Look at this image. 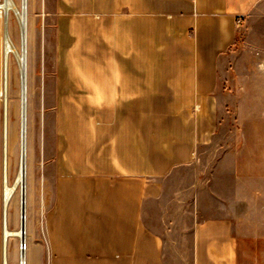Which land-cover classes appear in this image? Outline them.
<instances>
[{
    "label": "rangeland",
    "instance_id": "obj_1",
    "mask_svg": "<svg viewBox=\"0 0 264 264\" xmlns=\"http://www.w3.org/2000/svg\"><path fill=\"white\" fill-rule=\"evenodd\" d=\"M95 1L28 0L27 264H31L40 243L44 245L42 257L47 258L48 217L60 212L59 222L63 223L64 193L72 198L68 205L79 209L80 195H85L89 188L94 192V185L89 183L94 182L96 171L85 166L88 161L95 163L96 149L103 148V176L109 178L112 171L106 168V163L111 161L113 144L122 141L121 145L127 146L128 139L120 135L128 127L136 134L137 162L144 149L154 152L158 145L169 142L173 145L166 153L151 155L155 172L163 177V198L151 202L153 211L172 213L179 208L192 209L197 205V198L201 209L211 211L222 206L225 189L234 201L238 200L240 190L264 188V0L254 12L232 19V42L217 55L215 74H210L209 80L207 74L201 75V80L209 86L200 91L205 100L180 107L146 102L135 107L136 118L131 117L129 122L119 120L118 114L123 108L119 105L97 107L94 90L90 89L98 81L111 83L117 77L100 72L116 60L111 41L105 40L112 37L114 25L107 24L108 33L102 39L99 32L102 25L97 29L99 14ZM15 2L20 5L21 0ZM238 19H241L240 25ZM17 21L11 13L8 30L19 46ZM3 48L4 18L0 11V264ZM10 76L13 154L9 178L12 184L20 157V85L14 58ZM192 135V147L186 151L179 143L175 144L176 137H183L185 141ZM224 179L229 180L228 187L224 186ZM9 214L10 229L17 231L21 220L19 190ZM179 222L187 224L188 218ZM235 222L238 226V217ZM21 245L19 238L10 239V264H19ZM240 245V264H264V240L244 238Z\"/></svg>",
    "mask_w": 264,
    "mask_h": 264
},
{
    "label": "crops",
    "instance_id": "obj_2",
    "mask_svg": "<svg viewBox=\"0 0 264 264\" xmlns=\"http://www.w3.org/2000/svg\"><path fill=\"white\" fill-rule=\"evenodd\" d=\"M262 1L96 0L102 39L107 24L114 25L112 37L105 40L111 41L116 58L100 72L117 77L90 88L95 105H119V120L129 122L136 118L135 107L146 102L180 107L205 98L200 91L209 86L201 75L209 80L215 74L217 55L232 42V19L254 12ZM120 137L128 139L127 146L114 143L106 163L110 175L117 176H103L104 151L96 149L95 163L85 166L96 171L89 183L94 192L89 188L80 195L79 209L68 205L72 198L64 193L63 223L60 212L48 217L47 258L40 243L31 264H240L241 240H264V188L240 190L234 201L225 189L222 206L211 211L201 209L198 198L192 209L153 211L151 202L163 198V177L155 172L151 155L173 145L144 149L137 162L135 132L128 127ZM193 137H176L175 144L186 151ZM228 181L224 179L225 187ZM184 218L187 224L179 222Z\"/></svg>",
    "mask_w": 264,
    "mask_h": 264
},
{
    "label": "bare ground",
    "instance_id": "obj_3",
    "mask_svg": "<svg viewBox=\"0 0 264 264\" xmlns=\"http://www.w3.org/2000/svg\"><path fill=\"white\" fill-rule=\"evenodd\" d=\"M0 11L4 18V48L2 54L3 62V84L1 98L3 103V240H2V264L9 263V242L13 237H17L26 244V250L20 251L19 264H27V174H28V0H21L17 5L15 0H2ZM17 17L21 28L20 45L17 46L8 30V18L10 14ZM12 58L18 66L20 85V157L19 166L14 182L10 183V163L13 154V141L10 137L11 127V102H10V64ZM20 193V206L25 208V220H20V227L17 231L10 229V206L16 192ZM23 200V204H22ZM21 226L23 230H21ZM25 228V229H24Z\"/></svg>",
    "mask_w": 264,
    "mask_h": 264
},
{
    "label": "built area",
    "instance_id": "obj_4",
    "mask_svg": "<svg viewBox=\"0 0 264 264\" xmlns=\"http://www.w3.org/2000/svg\"><path fill=\"white\" fill-rule=\"evenodd\" d=\"M237 23H238V25H240L241 24V19H238ZM17 24H18V21H17ZM18 32H19V36H20L21 35V28H20L19 24H18ZM21 244H22L21 245L22 246L21 251L26 250V244L23 243L22 240H21Z\"/></svg>",
    "mask_w": 264,
    "mask_h": 264
},
{
    "label": "water",
    "instance_id": "obj_5",
    "mask_svg": "<svg viewBox=\"0 0 264 264\" xmlns=\"http://www.w3.org/2000/svg\"><path fill=\"white\" fill-rule=\"evenodd\" d=\"M22 204H23V200H22ZM21 206H23V205H21ZM21 213H22V219H24L25 220V208H23V207H21ZM25 229V228H24ZM21 230H23V227L21 226Z\"/></svg>",
    "mask_w": 264,
    "mask_h": 264
}]
</instances>
